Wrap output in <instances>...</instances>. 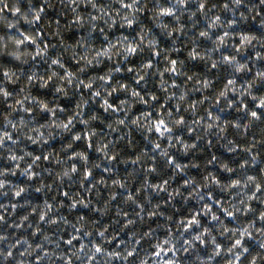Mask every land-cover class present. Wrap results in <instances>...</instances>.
<instances>
[{"label": "clouds", "instance_id": "clouds-1", "mask_svg": "<svg viewBox=\"0 0 264 264\" xmlns=\"http://www.w3.org/2000/svg\"><path fill=\"white\" fill-rule=\"evenodd\" d=\"M0 264H264V0H0Z\"/></svg>", "mask_w": 264, "mask_h": 264}]
</instances>
